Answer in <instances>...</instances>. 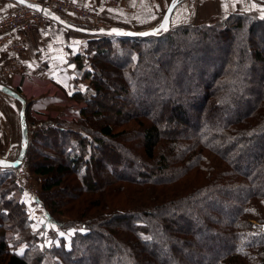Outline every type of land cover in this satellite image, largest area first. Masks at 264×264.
I'll list each match as a JSON object with an SVG mask.
<instances>
[{
	"label": "trees",
	"instance_id": "16d2710c",
	"mask_svg": "<svg viewBox=\"0 0 264 264\" xmlns=\"http://www.w3.org/2000/svg\"><path fill=\"white\" fill-rule=\"evenodd\" d=\"M181 28L89 40L75 56L86 63L93 55L87 93L70 95L87 104L76 121L36 120L27 103V165L43 179L48 220L80 231L68 248L49 232L47 246L8 169L0 175V264H168L157 232L173 245V264H264V16L235 12ZM199 53L217 68L195 82L186 60ZM106 92L122 98L114 124L102 123ZM47 146L54 150L37 157Z\"/></svg>",
	"mask_w": 264,
	"mask_h": 264
},
{
	"label": "rangeland",
	"instance_id": "374dc122",
	"mask_svg": "<svg viewBox=\"0 0 264 264\" xmlns=\"http://www.w3.org/2000/svg\"><path fill=\"white\" fill-rule=\"evenodd\" d=\"M58 1H65L68 3H72L74 5L79 6L82 9L90 11L93 14L90 18H82L68 11H65L64 13L63 12L60 13L62 16L65 14H71L72 16H74V18H77L78 21L76 23H79L80 25L82 24L85 25L86 28L89 30H98L100 28L109 29L111 27H119L122 29L133 30L137 32H147V31H151L157 28L158 26H160L167 8L174 0H97L96 3L92 2L91 5L89 4L84 5L81 3L78 4L72 0H58ZM246 1H250V0H246ZM246 1L244 0H182L178 4V6L174 9V12L172 14L173 16L171 17L172 21H171L170 30L171 29L174 30L176 28L182 29L181 28L182 26H186L187 28H193V29L202 28L206 25H210L220 20H224L229 15L235 12H242V11L250 12V11H247L246 7H245L246 9L239 8L237 10H234L235 6L238 7V5L236 4L242 5L243 2H246ZM251 1L254 2L255 0H251ZM258 1L259 2H257V4L264 6V0L262 1L258 0ZM38 3L39 4L43 3V0H39ZM20 7H26V6L20 5L18 8ZM251 11H256V10H251ZM257 13L261 15L259 12ZM261 16H264V15L262 14ZM49 22L50 21H48L47 23ZM160 31L162 30L156 31V33H160ZM162 32H168V31H162ZM73 33L75 34L76 38H79V39L82 38L83 43H84V46L82 47L78 55L83 54V52L86 49V46H88L87 42L89 40L100 38L99 35L98 36L97 35H87V34L78 33L75 31ZM241 46L242 45H239V47ZM86 55L89 56V59L93 57L91 53L86 52ZM75 56L76 54L69 57V62L70 63L74 62L77 65L78 67L77 69L79 70V73L78 75L74 77V79L73 78L71 79V83L69 82L67 85L66 83H63L65 84L63 86L60 83H57V85H52L50 83H44L41 89L38 88L40 91L35 90L33 92H27V95L23 93L27 97L26 101H28V100H33V98H35L36 100L37 98H40V97H46L48 99H51V98L56 97L58 94L64 92L68 97L67 104H69L67 105V110H66L67 114H65L64 116L65 118H62V116L50 117L46 115H44L43 118H40V119H38V117L36 118L33 116L32 118L36 120H42V121H46L48 118H59V119L61 118L66 121L78 120L80 116L77 118L72 117V116L70 117L68 116L71 114V112L69 111L73 109V106H77V107L81 106L85 108L87 104L83 101L78 102L75 99H72L70 95L72 93H81V94L87 93L90 79L85 78L84 74H85V71L89 68L90 64H89L88 57L86 59V63H87L86 64L82 59L77 60ZM262 65L263 64H260L257 67L258 71L263 70ZM186 67H188L187 73L190 74V78L193 81L198 82L199 80H197V77L199 76L202 77L201 76L202 74L200 72L208 71V75H209V73H211L214 69L217 68V62L213 61L212 59H208V57L204 55L203 53H199V54H195L194 57L186 60ZM242 73L244 74L245 77L244 76L243 77L246 80V70L242 71ZM113 76L110 75L111 80L114 78ZM139 78L144 79L140 76ZM161 84L163 85V83ZM186 85L190 86L188 85V83H186ZM230 91L236 92L235 87L230 86L227 92L229 93ZM191 95L194 97L193 92ZM29 97L32 99H30ZM244 98H247V97L244 96ZM244 98H242V100ZM121 100L122 98H120L119 95H117L116 93H112V92L105 93V97H103L101 101L106 106V109H103V112L100 111L101 113H104V119L102 123L114 124L115 122H117V120L120 121L121 118L119 117L118 114L120 110L119 104H121ZM71 102H73V104ZM82 109H78V110H82ZM95 109H97L96 105L91 107L89 112L95 111ZM183 110L187 114H190V115L192 114L191 112H189V109L186 106L183 107ZM30 116H31V111H30ZM171 118L172 117L170 114L168 115L166 114L163 120L165 122H171ZM51 136L50 138H52ZM10 146H7L5 148L0 147V150L3 152H6L8 151ZM20 148H21V138L19 137L17 144L13 145V148L11 150V154L13 153L16 156V159H18ZM52 148H49V146L44 147L43 149H41V151H38L36 153L37 157L39 156L41 157V155L47 149L52 150ZM55 151L57 152L58 150H55ZM255 152H257V150L254 151V153ZM114 153H116L117 157H119L118 154H121L116 151ZM57 154L55 156L59 157V155ZM8 169L14 170L15 174L17 175V180L19 181V184L22 186V189H23L21 201L25 203L29 211L30 220H31L33 228L40 230L42 232L40 236H43L46 239V245L49 246L51 244V241L48 240V238L50 237L49 232L55 231L56 232L55 234L56 242L61 237H63V239L65 240L64 242L66 244L65 245L66 248L70 247L72 237L74 238L75 236H77L76 234L80 230L74 227H72L71 229H62L55 223L50 224L51 222L48 220L47 211H46L47 209L40 200V195L42 191L41 182L43 179L38 178L31 172V170L29 169V166L27 165V158L25 157V159L22 161L21 166L16 169L0 168V175L7 176L9 172ZM103 178H106V177H103ZM70 190L71 189L67 188V191H70ZM53 197H55V199L58 200L57 202H61L62 200H64L65 195L61 193H57L56 195L54 194ZM69 217L70 215H65V214L60 215V218L64 222L65 221L68 222ZM193 223L197 226L199 224V221L194 220ZM99 242H101L102 244V240H100ZM175 246L177 249L183 248V245L180 243H176ZM172 247L173 245L170 243V241H168V238L166 236H164L161 232L156 233L155 248L158 251L159 255L161 256V259H165V261L168 264H173V259L179 260L178 256H176L175 254L176 252L174 253V251L172 250ZM102 248L103 247H101V249ZM193 259H196V258H193ZM118 260L120 259L118 258ZM202 261L206 263L205 258ZM87 262L88 261L86 260L85 263Z\"/></svg>",
	"mask_w": 264,
	"mask_h": 264
},
{
	"label": "crops",
	"instance_id": "0c3cea01",
	"mask_svg": "<svg viewBox=\"0 0 264 264\" xmlns=\"http://www.w3.org/2000/svg\"><path fill=\"white\" fill-rule=\"evenodd\" d=\"M27 1L39 4V0ZM72 1L78 4L91 5L92 2L96 3L97 0ZM257 2L259 1L255 0L252 2L250 0L243 2L242 5L236 4L238 7L235 6L234 10L247 8V11L256 10L261 15H264V12H262L264 11V6L257 4ZM19 6L12 0H0V18L14 12ZM62 18L70 23L78 21L71 14H65ZM73 32L56 22L50 21L46 25L37 26L32 30L13 31L8 34L10 43L21 45L23 51L17 54L8 50L5 45L0 46V83L19 92L25 99L27 98L25 96L27 92L40 91L39 89L42 88L44 83L52 85L60 83L62 86L65 85L63 83H66V85L69 82L71 83V79L78 75L79 70L74 62H69V57L75 54L78 55L84 46L82 38H76ZM12 61L17 63L18 71L11 75H4L3 71L10 68ZM72 64L74 68H70ZM67 98V95L62 92L51 99L46 97H40L36 100L35 98L33 100L27 99V103L32 102L30 108L31 116L38 117V119L43 118L44 115L50 117L62 116V118H65L67 105H69L67 104ZM71 103L73 104V102ZM82 108L81 106H73V109L69 111L71 114L68 116L79 117L81 110L78 109ZM20 111L21 104L18 100L0 92L1 148L17 144L19 137L21 138Z\"/></svg>",
	"mask_w": 264,
	"mask_h": 264
},
{
	"label": "water",
	"instance_id": "95a60500",
	"mask_svg": "<svg viewBox=\"0 0 264 264\" xmlns=\"http://www.w3.org/2000/svg\"><path fill=\"white\" fill-rule=\"evenodd\" d=\"M15 3L29 7L33 10L42 12L44 15H46L51 21L58 23L59 25L65 27L68 30H72L78 33H83L87 35H115L117 37H145L147 35H150L156 31L162 30V31H169L171 27V17L174 12V9L178 6L180 3L179 0H174L169 7L167 8L163 20L157 28L147 31V32H137L133 30H126L119 27H111L109 29L100 28L98 30H89L87 28L79 27L73 23L68 22L67 20L63 19L61 15L51 11L48 8L43 7L41 4L32 3L27 0H12ZM141 33H147V35H141ZM70 68H74V65L70 66ZM0 92H3L14 99L18 100L21 104V111H20V125H21V148L20 153L18 156V159L13 162L11 160H7L5 156L4 159L0 160V168H13L16 169L21 166L22 161L25 159L27 154V148H28V142H29V126L27 122L26 117V109H27V101L25 98L21 96V94L10 87L1 84L0 83ZM16 145V144H15ZM13 148V145L10 146L7 153H9Z\"/></svg>",
	"mask_w": 264,
	"mask_h": 264
},
{
	"label": "built area",
	"instance_id": "2783aa9c",
	"mask_svg": "<svg viewBox=\"0 0 264 264\" xmlns=\"http://www.w3.org/2000/svg\"><path fill=\"white\" fill-rule=\"evenodd\" d=\"M41 5L51 11L60 14L65 11L72 12L76 16L82 18H90L93 14L77 5L58 0H43ZM50 19L42 12L33 10L28 7H20L12 13H9L0 18V46H7L8 50L21 53L22 46L17 43H10L8 34L13 31H27L33 28L46 24ZM18 71V65L15 61L11 62L10 68L3 71L4 75H11ZM6 157L7 160H17L16 156L11 151L9 153L0 150V160ZM11 158V159H10ZM13 159V160H12Z\"/></svg>",
	"mask_w": 264,
	"mask_h": 264
},
{
	"label": "snow or ice",
	"instance_id": "6c2138e0",
	"mask_svg": "<svg viewBox=\"0 0 264 264\" xmlns=\"http://www.w3.org/2000/svg\"><path fill=\"white\" fill-rule=\"evenodd\" d=\"M141 35H147V33H141Z\"/></svg>",
	"mask_w": 264,
	"mask_h": 264
}]
</instances>
